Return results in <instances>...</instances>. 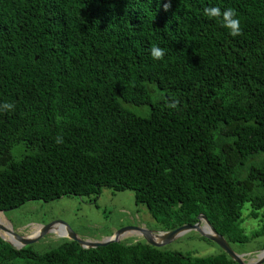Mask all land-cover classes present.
<instances>
[{
    "label": "trees",
    "instance_id": "obj_1",
    "mask_svg": "<svg viewBox=\"0 0 264 264\" xmlns=\"http://www.w3.org/2000/svg\"><path fill=\"white\" fill-rule=\"evenodd\" d=\"M205 7L234 10L240 34ZM104 188L161 232L204 215L231 247L264 235L241 226L246 204L264 212V0H0V212ZM162 248L0 237V264H238Z\"/></svg>",
    "mask_w": 264,
    "mask_h": 264
},
{
    "label": "rangeland",
    "instance_id": "obj_2",
    "mask_svg": "<svg viewBox=\"0 0 264 264\" xmlns=\"http://www.w3.org/2000/svg\"><path fill=\"white\" fill-rule=\"evenodd\" d=\"M152 89L155 87L151 86ZM21 147L14 148V153L19 155ZM250 205L243 209L242 228L248 236L264 228V212L259 219L249 216ZM6 227L12 226L15 233L20 236L34 239L29 245L37 252H47L64 239L58 229L67 226L73 234L82 240L101 242L126 228H142L152 232L158 231V225L144 205H137L134 193L131 191L114 192L104 188L97 204H90L80 198H62L60 200L44 203L32 202L23 207L0 213ZM56 224L53 230L42 235V227ZM4 225V226H5ZM3 226V227H4ZM4 235V231L0 232ZM40 235V236H39ZM143 240L135 232L129 231L121 237V242L132 243ZM264 248V235L251 240L248 244L234 245L232 249L243 255L246 263L254 264ZM170 252L191 254L193 256H210L220 252L218 245L209 244L200 239L196 232H189L162 248Z\"/></svg>",
    "mask_w": 264,
    "mask_h": 264
},
{
    "label": "water",
    "instance_id": "obj_3",
    "mask_svg": "<svg viewBox=\"0 0 264 264\" xmlns=\"http://www.w3.org/2000/svg\"><path fill=\"white\" fill-rule=\"evenodd\" d=\"M0 213H4V212H0ZM55 225L56 224L54 223V224H51L47 227H42V231H41L40 235H42L46 231L53 230L55 228L54 227ZM61 226L65 227L66 233L61 235L60 237L78 243L83 249H96L99 247H106V246L113 244V243H120L121 237L124 236V234H126L129 231L135 232L138 236H141L144 241H146L148 244H150L154 247H165L166 245H168L172 241L176 240L177 238H179V237H181V236H183L189 232H196L200 236L205 237L209 241L218 245L219 248L222 251H224L236 263H238V264H250V263H246L244 261L243 255L237 254L232 249V247L228 244V242L225 240V238L222 235H220L214 229V227L210 224V222L208 221V219L204 215H199L198 222L195 225H184V226L177 228L176 230H173V231L162 232V233L156 232L155 233V232H152V231H149L146 229H142V228H133V229L132 228H129V229L126 228V229H122L121 231H118L117 233H115L114 235H112L110 237L105 238L101 242H92V241L82 240L79 237H77L75 234H73L72 231L67 226L62 225V224H61ZM1 231H4V232L8 233L9 235H11L19 243L17 245L8 239H5L0 233L1 239L6 241L7 243H9L11 246L16 248L17 250H22L23 248L31 245L33 240H34L31 238H26V237L18 235L17 233H15L13 231L12 226H11V229L8 230L6 227H3L0 224V232ZM263 263H264V250L259 255L257 262L254 264H263Z\"/></svg>",
    "mask_w": 264,
    "mask_h": 264
},
{
    "label": "clouds",
    "instance_id": "obj_4",
    "mask_svg": "<svg viewBox=\"0 0 264 264\" xmlns=\"http://www.w3.org/2000/svg\"><path fill=\"white\" fill-rule=\"evenodd\" d=\"M169 7L168 3L164 4V9L167 10ZM203 13L205 16L216 19L219 18L220 23L224 28H226L229 31V34L232 36H237L240 34V20L236 16V13L232 9H225L223 12L217 7H205L203 9ZM150 55L153 59L159 60L164 55V49L153 46L150 49ZM168 107L175 108L176 103L172 102L167 105ZM4 109H10L13 106L10 104H4L2 105Z\"/></svg>",
    "mask_w": 264,
    "mask_h": 264
},
{
    "label": "bare ground",
    "instance_id": "obj_5",
    "mask_svg": "<svg viewBox=\"0 0 264 264\" xmlns=\"http://www.w3.org/2000/svg\"><path fill=\"white\" fill-rule=\"evenodd\" d=\"M0 224L2 225V226H4L5 224H4V221L2 220V218L0 217ZM4 227H6V225L4 226ZM8 230H10L11 229V226L10 225H8L7 227H6ZM39 233H41V232H37L36 234H39ZM58 233H61V234H65L66 233V229H62V228H59L58 229ZM5 239H8V240H10V241H12L13 243H15V244H19L11 235H9L8 233H4V235H2Z\"/></svg>",
    "mask_w": 264,
    "mask_h": 264
}]
</instances>
